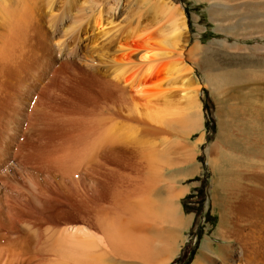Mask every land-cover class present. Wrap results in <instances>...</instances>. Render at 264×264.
<instances>
[{"label":"bare ground","instance_id":"obj_1","mask_svg":"<svg viewBox=\"0 0 264 264\" xmlns=\"http://www.w3.org/2000/svg\"><path fill=\"white\" fill-rule=\"evenodd\" d=\"M72 1L74 3L77 0ZM92 1L95 2V0ZM133 1L134 0H130V3L132 4ZM48 2V5L45 6H47V11H50L51 13V5L53 3H51V0ZM83 2H85V0ZM106 2L109 11L105 9L104 13L103 6H105V4L102 2L104 5L102 4L101 7V4L96 2V5L93 4L96 6V10L93 8L95 6L91 5L95 12H92L93 14L91 13L92 16L89 13L92 18L89 17L91 20L88 19V24L92 27V30L96 31L97 35H103L104 38V27L106 26L107 28V25H110V27L107 28L106 33H108V29H111L112 24L116 23L115 21L118 20L115 19L114 21L112 20V17L107 20L106 17H104V14H107L106 11H108L110 13L109 16H114L118 10L117 6L119 4L117 0L114 2V5L112 4L113 2L110 3L108 0H106ZM125 2L126 5L129 4V7L132 6L130 3H127V0H125ZM88 3H91V0ZM122 3H124V1ZM122 3H120V5ZM139 3V5H145H141L144 6L142 9H150L154 15L159 17L161 15L162 18L165 19V22L168 23V26L170 25L168 28H173L174 34L181 32L179 31V29L182 28H179L180 25L185 26L183 19L184 12H182L179 4L174 3L171 0H140ZM38 4V0H0V10L3 13L1 17L4 19H0L4 21V23H0V25L4 24V28H0V90L5 88L7 82H5V78H7L5 76L7 72H9V75L13 77L16 83L12 84L13 88L16 87V89L14 88L15 91L13 90L12 92V111L9 110L12 113L8 114L10 116L7 119V125L2 123L3 125H6L3 127L5 129L6 137L8 136L10 138L8 143L17 139V136L19 135L18 128L25 118L26 125L24 127L23 135L25 134L28 137L34 135V141L38 144H42L45 137L47 136L48 138L51 134H45L44 137V131L45 129L48 131V127H55V123L57 122L63 124H70L71 121L74 122V112L73 114L70 112L71 116L73 115L72 118L68 116L67 112L64 115V113H61L62 111L60 112L57 104L51 100L49 96V89L53 77L52 74L54 72L52 69L54 60H50V62L46 61L47 58L41 54L39 55L41 50L39 49V51L36 49L33 44L37 38H41L43 44H46L44 41H46V38L48 37L42 29V24H40L41 16L37 14L40 12L38 9L40 5ZM125 4L122 5L124 6ZM139 5H136V7H140ZM121 8L123 9L125 7H120V10ZM125 9H127V7ZM131 9L134 10V8ZM139 9L138 11L140 12ZM127 10L130 9L128 8ZM135 12L133 13L134 15L136 14ZM148 12L150 11H147V14H149ZM144 13L145 11L141 10V13L135 15V17L137 16L135 21L131 23L125 18L124 12L122 16L127 20V23L122 26L123 28H120V31H117L120 27L119 25H117V27L119 26L118 28H115L118 33L121 32L122 29L123 32L120 34L123 33L122 38L125 40H139L142 42L141 53L136 55V59L124 56L120 59H116L114 57L115 54H112L113 57H111V60L109 61H112L113 68L110 66L112 68L109 67L111 70H109V68L103 70L104 67L101 69L103 73L101 77H98V75L96 76L97 80L103 85V91H101L103 99L101 103L99 101H97L99 102L97 103L95 101L96 99L93 100L94 98L92 97V100L89 103L90 105H88L89 109L87 108L88 110L85 111L87 119H85L86 116L82 113H80L82 117H76V119L78 118V124L80 123L79 128H76L77 131L68 135L72 131L69 132L67 129L69 133H66V135L68 136L65 138H63V136L61 137V144H58V142L55 143L52 137V140L49 142L53 145V148L49 153L46 152L50 156V162L55 164L58 170L66 168L69 163L74 168L77 166L76 169L78 171L88 174L90 187H93L92 189L90 188V195H92L94 191V182H97L100 178L105 179L106 176L108 177L107 182L110 183L109 197L111 198V202L104 203L90 201L86 204L88 207L86 208L89 211L88 217L91 218L88 224L91 228L93 227L98 231L95 232L82 225H67L66 227L55 230L53 229L51 233L48 232V234L50 233L49 235L45 233L47 238L44 241H40L41 237L38 236V232H36V234L39 238L36 234L33 235L35 236L34 238L33 236H30V234H26L25 236L22 234V237L19 233L18 235L21 236V238L20 236H17L19 239H13V237L15 238V236H13L14 233L12 235V240L4 239L7 243H5V246H0V264H125L127 260L126 258H134V256L141 257L142 264H155L157 253L166 249L170 251L173 247L174 244L171 243L170 246V242H168L171 238L169 239V236L165 234L170 230L166 229V231L163 227H161L162 229L158 228L156 222L157 218L162 219L161 217H163L164 219L168 218L169 221L174 222L175 224L182 223V217L179 214L176 203H174L175 197L177 198L180 193H173V186L170 187L167 183L166 186L168 187H166L165 183H163L166 190L169 192L167 201H165L166 196L164 194L165 199H160H162V202H165L161 203V205L156 204L158 207L160 206L159 209L156 208V205L152 201L151 196L153 195H151L152 185L150 184V179L155 176V168L157 166L156 164L153 165V163H155L154 161L153 163H150L152 156H154L152 160H156L154 155L155 151L150 150V141H154V139H150L154 134L150 133V131L156 130V128L153 127L156 123L158 125H163L166 122L168 124V121H172L169 122L172 123V125L174 123L180 124V126L182 125L185 129L188 128L187 126L191 127V129H187L191 132H188L187 134L188 137H190L195 131V128H192L194 126L192 122L195 123L196 121L195 114L198 112L199 102L197 100V89L195 91L188 89L186 84L189 81L186 82L187 78L183 75L184 70L188 71L190 69L183 64L181 51L179 49L178 51L174 50L176 48L173 47L176 46L175 44L173 45V43H175V38H173L174 40L172 39L173 41L170 40V37L172 35V37H174L176 34H171L173 33L172 29H170V31L166 28L167 26L165 25L167 23L164 22L165 25L162 23L161 26L164 25L162 28L165 27L171 32L170 37H168L169 35L167 36V32L169 31L163 29L164 34L165 31H167L166 36H161L162 39H160L161 41L160 43L158 42V44H155L154 42L151 43V41L159 39V35L163 34V32L160 28L161 26L157 28L159 30L158 32L161 33L159 35H157L155 30H151L149 24L151 25L153 23L152 21H150L152 23L141 22V18L146 16ZM126 14H129V12H126ZM149 15L148 18H150ZM129 16H132V13ZM133 16L132 18H134ZM153 19L154 21L156 20L155 17H153ZM104 20H107L105 21L106 23ZM120 22V25L124 24L122 19ZM83 29L85 28L83 27ZM111 31L113 30H110V32ZM116 31H113L114 33L112 37H114ZM110 32L109 37H111ZM116 36L118 37L117 33ZM157 36L158 38H156ZM98 37L99 36H97V38ZM117 37L115 38L117 39ZM122 38L120 37V39ZM73 40L75 41V39ZM105 40L106 45L108 46L109 43L107 42V38ZM108 40L110 42V39ZM175 41H177V39ZM101 44L105 45V42H101ZM42 45L40 46L42 47ZM46 46L48 50L50 49L49 58H51L53 48L51 46L49 47L47 44ZM46 46L44 45V47ZM92 46L95 45L92 44ZM97 46L99 47L100 45L98 44ZM171 47L173 48L170 49ZM99 48H101V46ZM119 48L125 50L128 49L131 50V52L132 50H140L133 48V46L123 45H120ZM104 50L105 49L101 50V53ZM92 51L94 52V50ZM168 57L171 59L170 63H160L162 61L161 59ZM88 65H90V67L92 66L91 64ZM93 68L95 67L92 66V69ZM162 71L165 76L161 78L156 77L158 73H161ZM92 75L94 76V74ZM44 80L46 81L44 82ZM194 86L197 85L194 84ZM7 88L5 89L7 90ZM4 92L6 93V91ZM171 100H174V102L170 103ZM85 107H87V105ZM85 107L83 109H85ZM100 107L101 111L97 109ZM97 110L99 111L98 113H96ZM77 111L80 112L78 109ZM251 116L252 118L254 117L253 119L250 118L254 120V122L251 126L245 124V129H247L248 126L247 131L245 130L247 133L244 136L239 134V136L231 137L232 139L228 140V146L231 149V152H235L236 155L231 157L228 155L225 159L224 155L221 153L220 155L218 154L219 156L217 155L215 159L210 160L211 165L214 167V172L217 175L216 188L213 197L215 200L214 205H216L220 211L219 227L215 235L222 239V241L228 243L224 245L220 244L216 251L217 255H219V259L221 258L224 263L231 262L234 256L239 255L238 257L242 260V264H264V202H252L251 200L252 195L255 196L256 193H258L264 200V108L258 109L257 112ZM117 117L124 118L126 123H129L125 124L122 123L123 121L120 122L123 119L116 121L118 120L115 119ZM249 122L250 121H248V123ZM251 123L252 122H250V124ZM123 126H125L127 131ZM173 128L176 129L175 127ZM159 129L161 131L162 128L159 127ZM160 131L158 130V132ZM53 136H55L54 133ZM86 138H89L90 143L78 145L77 142L86 141ZM21 139H24L22 134H20V141ZM202 139L203 137L199 136L195 142H201ZM0 141L2 140L0 139ZM45 142L47 141L45 140ZM184 142L187 144V141ZM2 143L0 144V168L6 173L7 168L4 164L9 157V144L4 142L3 146ZM185 143H182L184 144V147L186 146ZM18 144L19 143H17V145ZM38 144L35 143L36 146ZM12 146L14 145L12 144ZM16 150H18V148H16ZM59 150H61V153H57ZM25 155L27 156V154ZM79 156H81L82 159H78ZM72 160H75L76 163L72 162ZM45 170L46 169H44V171ZM62 172L66 173L64 171ZM72 172L75 173L76 171ZM253 181H257L258 184L253 185ZM4 182L5 180H0V187H7ZM106 184L108 185V183ZM155 188L156 187L154 186V190ZM13 189L15 190L16 188L11 184L9 192H12ZM157 190L158 189H156V191ZM2 193L3 195L5 194V192ZM16 193L17 192L14 194ZM3 202L6 203V206L8 204L7 202H18V196H14V201H10L2 196L0 198V214L1 212L5 213L2 206ZM8 208H10V206ZM235 210L244 212L248 216H244L235 221L237 226L235 224L231 226L230 223L233 221L229 218V212L233 213ZM6 211L11 212L10 209L7 210V207ZM15 215L13 214V216ZM35 215H33V217ZM9 218L14 219V217L11 216ZM184 220L188 221L187 219ZM241 221L249 223V227H246V229L249 228V230L247 229L248 231H246V233L243 232V230H245L242 229L243 226L241 227L240 224H238ZM0 224L2 223L0 222ZM26 224L30 223L28 222ZM26 224L24 223L22 227ZM56 225L58 224H55V227H58ZM13 226L12 229H16ZM28 227L29 226H27V228ZM1 228L2 229L0 230L3 231L4 227ZM22 230L23 228L21 231ZM40 230L41 229L38 231ZM2 233L0 232V238L5 234L4 231ZM6 235L5 237L8 236ZM7 239L9 238L7 237ZM234 240L240 242L241 250H234L235 247L232 248L233 245L231 246V243ZM155 243H157L156 245L159 244L158 251L156 252H154L152 247V245L155 246ZM204 246L206 245H203V247ZM205 248L209 251L212 250L208 247ZM206 249L203 250L207 251ZM210 253L211 257L213 251H210ZM204 256L205 255L200 254L199 258L193 263L202 264L200 260L206 261V256ZM208 260L210 259L208 258Z\"/></svg>","mask_w":264,"mask_h":264},{"label":"rangeland","instance_id":"obj_2","mask_svg":"<svg viewBox=\"0 0 264 264\" xmlns=\"http://www.w3.org/2000/svg\"><path fill=\"white\" fill-rule=\"evenodd\" d=\"M48 1L49 0H38V5H40L38 9L40 10V12L37 14H39L41 17L43 16L41 18L38 15L40 17V24H42V29L46 33V35H48V39L46 38V41L44 42L49 45V47L51 46L53 48L51 58H49L50 49H47L46 44H43V40L41 38H37V40L33 44L36 49L41 50H39V55L41 54L45 58H47L46 61L50 62V60H54L52 67L54 72L52 74L53 77L52 84L49 89V96L51 100H53L57 104L60 112L62 111L61 113H64L65 115V113L67 112L70 118H72V116L74 115V122L71 121V125L69 123L68 125L67 123L63 124L57 122L55 123L56 126L53 124L55 127H48V131L47 129H45L44 137L45 134H51L48 138L47 136L45 137V140L47 142L43 140V142L45 143L42 142V144L40 143V145L34 141V135H31L29 137L25 134L23 135L24 127L26 125L25 118V120L21 124L22 126L20 125V127L18 128L19 135L17 136V139L14 140L15 142H11L14 146L16 144L17 147H15L18 148V150H16V148L12 146L11 143H8L10 138L8 136L6 137L5 129L3 128L7 125V119L10 116L8 114L12 113V92L14 88L16 89V87H12V84H16L15 80L11 75H9V72L6 73L5 77L7 78H5V82H7L5 84V88H8L7 90L5 88V90H0V95L2 98H0V139L2 140L0 141V144L3 141L6 144H9L8 155L10 158L8 157L9 160L7 159L6 163L4 164L6 165L7 172H3L0 168V180H5L4 183L5 186H7L5 188H3V186L0 187V198L3 196L10 201H14V196H18V202H7V206L5 205L6 203L3 202L2 206L5 213L1 212L0 214V222L2 223L0 224V226L4 227L3 231L5 232V234L0 238V246H5V243H7L6 240H12V235L14 233L15 234L13 236H15V238L13 237V239H19L17 237L20 236L18 235L19 233L23 237V235L25 236L26 234H30V236H33L36 234V232H38V236L41 237L40 241H44L47 238L46 234H48V232L51 233L53 229L55 230L58 228L66 227L67 225H82L90 228L91 230H94L95 232L98 231L93 227L91 228L88 224L91 218L88 217L89 211L87 210L88 207L86 204L90 201L106 203L111 200V198L109 197L110 183L107 182L108 177L104 176L105 179L100 178L97 180V182H94V191L96 190L97 192L93 191L92 195H90L91 187L88 174L82 171H78L76 169L77 166L74 168L69 163L66 168L58 170L57 166L50 162V156L46 152L49 153L52 150L53 145L49 141H51L53 137L55 143L58 142V144H61L60 140L62 136L63 138H65L73 132L75 133L77 131L80 123L78 124V118L76 119V117H82V115L80 114L82 113L86 116H84L85 119H87V114H85V111L89 109L88 105H90L89 103L92 100V97L94 98L93 100L96 99V102L99 101L101 103L103 99L101 92L103 91V85L97 80L96 76L98 75V77H101V75L103 74L101 69H103L104 67L105 68L103 70H107L110 66H113L112 61L109 60H111V57H113L114 54V57L116 59H120L122 56L132 57L133 59H136V55H139L141 53L142 42H140L139 40H125L124 38H122L123 33L120 34L121 32H123L122 29L121 32H117L120 31V28L127 23V20L124 19V16L128 19V21L133 23V21H135L137 17H135V15L141 13V10L145 11L144 14H146V18H141V22L152 21L153 23L150 22L152 24H149V26L151 27V30L153 29L157 32V35L161 34L158 32L159 30L157 28H159L161 24L165 22V19H163L161 15L159 17L154 15V13H152L150 9H142L145 5H139L140 0H134L132 4L130 3V0H127V3H130V5H132L130 7L134 8V10L129 7V4H125V0H117V2L119 3V7L117 6L118 10L116 11L117 16L116 13L114 16H109L110 13L108 12L109 10L107 8L108 4L106 0H95V2L91 0V3H88L90 0H85V2H83L84 0H77L74 3L72 0H51V3H53L51 5V13L50 11H47V6H45L48 5ZM101 1L106 6V8L105 6H103L104 13L105 9L108 10L106 11L108 15L104 14V17H106L107 20L111 19V17L114 21L115 19H118L115 21L116 23L112 24L111 29H108V31H116L117 29L115 28H118L120 26L115 32L114 37H112L114 32H110L112 40L111 37H109V32L106 33L107 28H109L110 25H107V28L106 26L104 27V38L103 35H97L96 31H93L92 27H90L88 24V19L92 18L91 16L96 10V2H99V4H101L100 6L102 7L103 3ZM113 1L114 0H108V2L110 3H112ZM123 1L124 3H122ZM171 1L179 4L182 12H184L183 19L186 28L185 26L180 25L179 28H182H180L179 31L181 32H178V34L175 33L176 36L172 37V35L171 38L170 29H172L173 31V33L171 34H174V30L173 28L169 29L168 27L170 25L168 26V23L165 22L167 24L165 25L164 23V25L167 26L166 28H168L170 31L165 27L162 28V26H164L162 25L160 27L162 32L163 29L168 30L169 32L164 30L165 34L163 32L164 35H159V39H155L151 41V43H160V39L166 36V32L168 33L167 36L169 35L168 37H170V40H172L173 38H175V40L177 39V41L173 39L175 42L173 43V45H176L173 47H176L174 49L175 51H178V49L181 51V59L183 61V64L187 66L188 69H190L188 71L184 70L183 75L187 78L186 82L189 81L186 84L188 89H192L194 91L197 89V100L199 102V108L198 112L195 114L196 118L194 116L196 121L194 119L195 123L192 122L194 126L191 124L193 126L192 128H195V131L191 134L190 137H188L187 135L188 132H190L187 129H191V127L187 126L188 128L186 127L187 129H185V127L183 128L182 125L180 126V124L175 123L173 124V126L172 123H169L172 121H168V124L166 122L163 125H158L156 123V125H153L156 130H152L153 132L150 131V133L155 134H153V137H150V139H154L155 141H150V150L155 151L154 155L156 158V160H152V158L154 157L152 156V158L150 159V163H153L154 161L155 163H153V165L156 164L157 166H155V176L150 179V184L152 185L151 195H153L151 196L152 201L155 205H161V203L167 201L169 192L166 190V187H168L169 185L170 187L173 186V193H180V195L178 194L177 198L175 197L174 203H176L179 214L182 217L181 224H175L174 222L169 221L168 218H157V227H163V229L165 228V230H170L165 234L169 236V239L171 238L168 241L170 242V246L171 243L174 245L172 248L170 247V251L166 249L157 253L155 264H194L193 262H195V260L199 258L200 254L206 256V261L200 260L202 264L203 262L204 264H242V260H240V257H238L239 255L234 256L231 262L224 263L221 258V260L219 259V255H217L216 252L217 247H219L220 244L224 245L228 243L222 241V239L218 238L217 235H215L219 227L220 211L218 210L217 206L214 205L215 200L213 197L214 190L216 188L217 175L214 172V167L211 165L210 160L215 159L217 155H220L221 153L222 155H224L225 159L226 157H228V155H230V157L236 155L235 152H231V149L228 146V140L232 139L231 137L239 136V134L244 136L247 133L246 131L248 129V126L247 129H245V126L253 125L254 120L252 119L254 117L252 118L251 115L255 114L258 109L264 108V0ZM114 2H116V0ZM114 2L112 3L113 5ZM120 3L125 5L123 6L121 4V6ZM136 5H139L140 7H136ZM88 6L91 8H89ZM120 7H127V9L129 8L131 11L125 8H121L120 10ZM138 9L140 10V12L138 11ZM122 10L125 12V14L126 12H129V14H126V16ZM147 11H150L148 13L151 16L147 14ZM118 12H120L121 14ZM134 12L136 13L135 15L133 14ZM89 13L91 16L89 15ZM131 13L132 16L134 15V18H132V16H129ZM122 14H124V16H122ZM2 15L3 13L0 15V17ZM148 15L150 18H148ZM153 17L156 18V22L154 21ZM130 18L132 19L129 20ZM0 19H3V17H1ZM121 19L122 22H124V24L122 23L123 25H120ZM3 20H0V23H4ZM107 20H104V22ZM3 25H0L1 29L4 28ZM117 25L119 26L117 27ZM83 27L85 29H83ZM116 33L118 34L119 38L116 36ZM96 35L99 37L97 38ZM100 37L102 40L100 39ZM115 37H117V39ZM120 37L123 40L120 39ZM106 38L107 42L109 43L108 46L106 45ZM156 38H158V36ZM73 39H75V41ZM108 39H110V42ZM92 42H94L95 44ZM101 42H105V45L101 44ZM91 43L95 46H92ZM97 43L101 46L102 49L99 48L100 46H97ZM78 44L80 47L78 46ZM40 45H42L43 48ZM44 45L46 47H44ZM120 45L133 46V48L140 50H134L136 52L132 50L131 52V50L128 49H120ZM173 47H171L170 49H172ZM103 49L105 50L101 53V50ZM92 50H94V52ZM126 53L128 56L126 55ZM161 60L162 61L160 63H170L171 61L170 57L163 58ZM88 64H91L95 68L92 69V66L90 67V65ZM110 68L109 70H111L113 67L111 69ZM91 73L94 74V76ZM164 76V72L162 71L161 73H158L156 77L161 78ZM46 80H44V82ZM194 84L197 86H194ZM4 91H6V93ZM88 94L90 95V97ZM171 102H174V100H171L170 103ZM85 104L87 105V107H85ZM84 107L85 109H83ZM76 108L80 110V112H78ZM63 109H65L66 111ZM97 109L101 111V107ZM98 110L96 111V113L99 112ZM70 112L72 114L74 112V114L71 116ZM78 113L80 116L78 115ZM115 119H118L116 121L123 119L120 122L123 121L122 123L125 124L129 123L128 121V123H126V120L124 118L117 117ZM247 120L252 123H248ZM2 123L6 125H3ZM156 126L158 127L159 131V127L162 128L160 131L162 133L158 132ZM173 127H175L176 129H174ZM70 128L73 130H71ZM123 128L127 131L125 126H123ZM67 129L69 132H72L69 133ZM53 133L55 136H53ZM66 133L69 134L66 135ZM20 134H22V136L24 137V139H21V141ZM199 136H202L203 139L201 142L197 143L195 141H197L196 139ZM184 141H187V144ZM4 142L2 143L3 146ZM34 142L38 145L36 146ZM17 143L19 144L17 145ZM77 143L78 145H85L90 142L89 138H86V141H80ZM182 143H185L186 146L184 147V144ZM57 153H61V150L57 151ZM25 154H27V156ZM78 159H82V157L79 156ZM75 160H72V162H75ZM44 169H46V172L44 171ZM62 171L66 173H63ZM72 171L76 172L73 173ZM106 183H108V185ZM163 183H165V186L168 183V186L165 187ZM11 184L12 186H14V188H16V191L13 189L12 192H9ZM257 184V181H253V185ZM154 186L156 187L155 190ZM156 189L158 190L156 191ZM2 192H5V194L3 195ZM15 192L17 193L14 194ZM164 194L166 196V199L164 198ZM160 198H164L165 201L162 202V199ZM251 200L252 202H264V200L258 193H256L255 196L252 195ZM9 206L10 208H8ZM6 207L7 210L10 209L11 212L6 211ZM159 207L156 205L157 209H159ZM34 213L37 215H35ZM13 214L16 215L13 216ZM33 215H35L34 217L36 218H34ZM10 216L14 217V219L9 218ZM244 216L248 215L237 210H235L233 213L229 212V218H231L233 221L232 223H230L231 226L233 224L236 225L235 221L243 218ZM184 219H187L188 221H185ZM28 222L30 224H26ZM24 223L26 225L22 227ZM12 224L16 225L13 226ZM55 224H58L56 225L58 227H55ZM238 224H240L241 227L243 226L242 229H245L243 230L244 233L249 230V228H247L248 230L246 229V227H249L248 222L244 223V221H241ZM12 226L16 229H12ZM27 226L29 227L27 228ZM1 227L0 229H2ZM36 227L38 230H41L38 231ZM8 228L11 230H9ZM22 228L23 230L21 231ZM29 228L31 231L29 230ZM33 229L36 230L34 231ZM3 231L0 230L1 233ZM6 233L8 236L6 235ZM5 235L9 239H7ZM33 237L35 238V236ZM2 239L6 240L3 241ZM156 244L157 243H155V246L152 245L154 252L158 251L157 249L159 244ZM203 245L206 246L203 247ZM231 246L232 248L235 247L234 250H241V244L240 242H237V240L232 241ZM205 247L212 249L210 250L213 251L211 257L210 251ZM203 249H206L207 251H204ZM136 257L137 256H134L136 260L133 257H129L130 259L126 258V262L124 261L125 264H142V258L139 256L137 258ZM208 258L211 261L208 260ZM133 260H135L136 262Z\"/></svg>","mask_w":264,"mask_h":264}]
</instances>
